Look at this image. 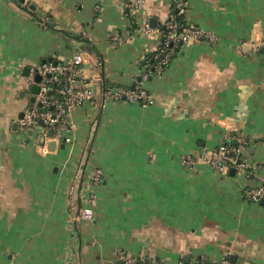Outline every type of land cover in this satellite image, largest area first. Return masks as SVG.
<instances>
[{
	"label": "crops",
	"instance_id": "0c3cea01",
	"mask_svg": "<svg viewBox=\"0 0 264 264\" xmlns=\"http://www.w3.org/2000/svg\"><path fill=\"white\" fill-rule=\"evenodd\" d=\"M26 1L0 0V264H119L120 250L165 264H264V201L244 196L264 183V0H187L188 25L219 39L179 46L163 73L142 81L149 104H102L100 93L140 81L173 0L139 10L135 0ZM78 49L87 58L77 80L98 99L71 108L74 143L52 150L53 134L20 127L35 94L26 76L45 59L67 64ZM229 133L247 140L250 175H222L201 159ZM189 153L199 157L193 168L181 163ZM95 168L103 180L89 221L77 210Z\"/></svg>",
	"mask_w": 264,
	"mask_h": 264
},
{
	"label": "built area",
	"instance_id": "2783aa9c",
	"mask_svg": "<svg viewBox=\"0 0 264 264\" xmlns=\"http://www.w3.org/2000/svg\"><path fill=\"white\" fill-rule=\"evenodd\" d=\"M144 0H135L133 7L139 10L143 7ZM188 1L177 0L176 7L179 13L187 11ZM43 23H47L46 18L41 17ZM166 31L163 33V47L155 53L158 62L153 71L141 67V79L136 82L135 87H119L109 85L104 87L100 93V102L104 104L106 100L113 99L121 102L141 101L143 104L153 102L152 95L142 87V81L150 76L163 73L164 64L171 61V56L176 48L184 44L206 40L211 43L218 41V36L211 31L195 25L183 27L180 25L173 13H170L165 23ZM144 32H150L149 25L139 28ZM81 36H87V31L83 30ZM110 38L117 42L124 40L119 32H114ZM87 52L85 50H76L67 64L53 62L52 60L42 62L36 69L26 76L30 85H37L38 91L34 94V102L29 104L24 110L19 124L25 131L41 133L44 137L52 130V139L64 141L73 144L72 133L74 125L70 118V110L73 106H82L85 102H94L97 100L95 89L88 86V83H80L77 80L79 67L86 62ZM40 79L37 80L36 76ZM56 96V97H55ZM236 141V144H234ZM247 145L244 137L235 133L225 134L218 145L211 150H207L202 155L211 168L222 175H228L232 169L240 174L253 173L256 165H251L243 157V149ZM44 150H48L46 143L42 145ZM199 160V157L193 154H186L181 157V163L184 166L193 168ZM103 180V170L101 168L93 169L84 188L80 189L83 194V205L77 210V218L93 221L96 218L95 210L99 202L98 193L95 186ZM82 196V195H81ZM244 196L250 203H260L264 201V183L256 187H247L244 189ZM119 264H165L147 254H131L119 251ZM69 264H73L70 262ZM179 264H232L227 256L220 260H210L207 256H194L190 261L180 260Z\"/></svg>",
	"mask_w": 264,
	"mask_h": 264
},
{
	"label": "trees",
	"instance_id": "16d2710c",
	"mask_svg": "<svg viewBox=\"0 0 264 264\" xmlns=\"http://www.w3.org/2000/svg\"><path fill=\"white\" fill-rule=\"evenodd\" d=\"M176 2H177V0H173L172 1L171 13H173L175 15L176 20H177V22L180 25H183V27H187L188 26V22H187V11L186 12H183V13H179L178 12V9L176 7ZM187 9H188V6H187ZM48 23L50 25V22H48ZM59 31H61V33H63L67 37H75L76 39L82 38L81 35L73 32V31L64 29V28H61V30H59ZM165 31H166V28L164 26L163 29H162V32L164 33ZM163 45L164 44H163V39H162V42L159 44L158 48L154 52H150V53H148L146 55L145 59L143 60V62L141 64V66L147 68L149 71H153L155 64L158 62V60L155 58V53L159 49H161L163 47ZM178 50H179V47L174 50V52H173V54L171 56V60L176 55V53L178 52ZM47 61H49V59H47ZM52 61L53 62H59L57 60H52ZM170 62H167L166 64H164V70L169 66ZM151 77H153V76H150L149 78H151ZM132 87H135V85L132 86ZM234 144H236V141H234ZM81 205H82V202H81Z\"/></svg>",
	"mask_w": 264,
	"mask_h": 264
},
{
	"label": "water",
	"instance_id": "95a60500",
	"mask_svg": "<svg viewBox=\"0 0 264 264\" xmlns=\"http://www.w3.org/2000/svg\"><path fill=\"white\" fill-rule=\"evenodd\" d=\"M20 2H22V3H24V2H26L27 3V1L26 0H19ZM28 3H30V2H28ZM30 7L31 8H33V9H35V5L34 4H30ZM49 60H51V59H49ZM45 61H47V59H45L43 62H45ZM36 79L37 80H39L40 79V76L39 75H37L36 76ZM38 86L37 85H34V86H32V91L34 92V93H36L37 91H38ZM34 101V97L32 98V102ZM23 114V113H22ZM22 114H20V117H22ZM30 133H32L31 131H30ZM49 133L50 134H53V131L52 130H50L49 131ZM43 139H44V137H43ZM55 145H56V142L55 141H52V142H50L49 143V147L53 150L54 149V147H55ZM63 145L64 144H62V147H63ZM233 169L231 170V173H233ZM79 207H80V205H79Z\"/></svg>",
	"mask_w": 264,
	"mask_h": 264
}]
</instances>
